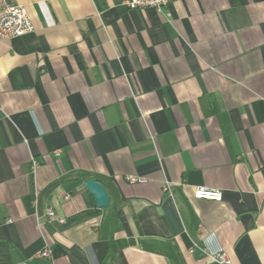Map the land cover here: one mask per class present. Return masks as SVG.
<instances>
[{"label": "crops", "instance_id": "0c3cea01", "mask_svg": "<svg viewBox=\"0 0 264 264\" xmlns=\"http://www.w3.org/2000/svg\"><path fill=\"white\" fill-rule=\"evenodd\" d=\"M7 2L0 264H264V0Z\"/></svg>", "mask_w": 264, "mask_h": 264}, {"label": "built area", "instance_id": "2783aa9c", "mask_svg": "<svg viewBox=\"0 0 264 264\" xmlns=\"http://www.w3.org/2000/svg\"><path fill=\"white\" fill-rule=\"evenodd\" d=\"M176 0H127V6L132 10L155 9L162 14L163 9ZM34 32V25L26 10L21 4L9 5L7 0H0V41H8L26 34ZM39 168V162L33 161V169ZM131 183L138 182V179L130 178ZM164 191L171 193V185L165 183ZM194 199L214 202L223 201V193L207 188H199L194 192ZM48 216L50 219H57L54 210L49 209ZM61 224L65 219H58ZM39 257L44 260L52 259V253L49 249H44ZM208 264H232L226 253L220 252L209 256Z\"/></svg>", "mask_w": 264, "mask_h": 264}, {"label": "water", "instance_id": "95a60500", "mask_svg": "<svg viewBox=\"0 0 264 264\" xmlns=\"http://www.w3.org/2000/svg\"><path fill=\"white\" fill-rule=\"evenodd\" d=\"M86 188L90 191L95 199L96 205L100 209H106L109 206V196L106 189L98 181H88L85 184ZM201 254L199 250L196 251V255Z\"/></svg>", "mask_w": 264, "mask_h": 264}]
</instances>
